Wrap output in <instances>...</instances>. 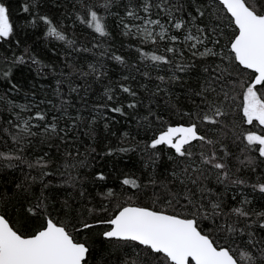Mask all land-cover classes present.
Instances as JSON below:
<instances>
[{"label":"snow or ice","instance_id":"snow-or-ice-1","mask_svg":"<svg viewBox=\"0 0 264 264\" xmlns=\"http://www.w3.org/2000/svg\"><path fill=\"white\" fill-rule=\"evenodd\" d=\"M0 264H264V0H0Z\"/></svg>","mask_w":264,"mask_h":264}]
</instances>
